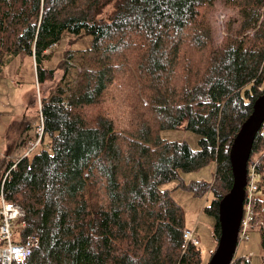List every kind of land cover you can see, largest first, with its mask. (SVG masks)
<instances>
[{
    "label": "trees",
    "instance_id": "trees-1",
    "mask_svg": "<svg viewBox=\"0 0 264 264\" xmlns=\"http://www.w3.org/2000/svg\"><path fill=\"white\" fill-rule=\"evenodd\" d=\"M218 1L239 17L216 44L209 12ZM65 33L92 43L65 54L43 99L49 149L4 172L16 165L6 194L26 212L23 241L37 238L24 264H202L200 248L184 244V209L163 187L179 180L210 192L204 212L216 219L217 247L231 147L264 95V0H0V77L27 56L39 83L53 81L44 62ZM183 127L201 137L198 150L161 139ZM212 162V185L182 181ZM253 165L264 191V125ZM255 211L264 254L263 194Z\"/></svg>",
    "mask_w": 264,
    "mask_h": 264
},
{
    "label": "rangeland",
    "instance_id": "rangeland-1",
    "mask_svg": "<svg viewBox=\"0 0 264 264\" xmlns=\"http://www.w3.org/2000/svg\"><path fill=\"white\" fill-rule=\"evenodd\" d=\"M109 11L102 17L107 19ZM236 9L227 8L223 2H216L209 12V20L213 27L214 41L219 44L225 35V26L229 21L238 18ZM91 36L76 37L65 33L60 42L51 50V57L44 62L46 69L55 70L53 81L39 83L34 60L27 56L16 59L0 77V153H10L14 162L25 157L26 147L36 139L41 124L40 108L43 99L49 98L51 92L63 77L59 66L68 51H81L90 48ZM78 71H80L78 69ZM23 135V136H22ZM200 136L187 131L184 127L178 130H164L161 139L168 142H187L195 151L199 149ZM49 138L45 137L41 144L29 157L43 149H49ZM9 161V160H8ZM216 164L212 162L198 172L182 173L185 184L204 182L213 184ZM180 181H173L163 188L172 192L173 199L184 209L186 229L196 228V237L200 241L202 264H208L212 253L216 251L214 239L215 217L204 212L207 195L197 196L179 186ZM264 192V191H262ZM264 195V194H263ZM212 195L209 196L211 203ZM209 204V202H207ZM263 248L261 233L257 230L250 233L249 240L238 245V256L251 260V264H263Z\"/></svg>",
    "mask_w": 264,
    "mask_h": 264
},
{
    "label": "built area",
    "instance_id": "built-area-1",
    "mask_svg": "<svg viewBox=\"0 0 264 264\" xmlns=\"http://www.w3.org/2000/svg\"><path fill=\"white\" fill-rule=\"evenodd\" d=\"M41 109V108H40ZM41 124L38 127L36 139L31 140L26 147L25 157H28L41 144L44 137V121L42 116ZM16 165L11 170L15 169ZM11 170L4 173L0 181V264H24L30 256L32 247L37 243V238L30 237L23 241V233L26 229V212L18 204L11 202L6 194L5 185L10 178ZM264 194L260 190L259 176L256 173L255 166L248 170V181L246 186V196L243 206V219L239 231V243L249 240L253 224L256 218L255 202L257 198ZM210 192L205 200V206L208 202ZM183 240L185 246L200 247V241L196 237V228L192 230L184 229ZM234 258L233 263H235ZM248 260V259H246ZM239 264H246L245 261Z\"/></svg>",
    "mask_w": 264,
    "mask_h": 264
},
{
    "label": "water",
    "instance_id": "water-1",
    "mask_svg": "<svg viewBox=\"0 0 264 264\" xmlns=\"http://www.w3.org/2000/svg\"><path fill=\"white\" fill-rule=\"evenodd\" d=\"M105 21V19H102ZM264 125V95L254 104L253 112L237 134L230 151L234 177L231 192L219 207L220 237L216 251L208 264H232L237 249L239 231L243 219V206L248 181V163L255 139Z\"/></svg>",
    "mask_w": 264,
    "mask_h": 264
},
{
    "label": "crops",
    "instance_id": "crops-1",
    "mask_svg": "<svg viewBox=\"0 0 264 264\" xmlns=\"http://www.w3.org/2000/svg\"><path fill=\"white\" fill-rule=\"evenodd\" d=\"M8 160H13V157L11 156L10 153H7L5 155H3V153L2 154L0 153V181H1L2 176L4 175L5 168H6V165L8 163ZM235 256L236 257H239L238 256V249H237V252H236V255ZM239 258H244V257L241 256ZM249 262H250L249 264H251V260Z\"/></svg>",
    "mask_w": 264,
    "mask_h": 264
}]
</instances>
